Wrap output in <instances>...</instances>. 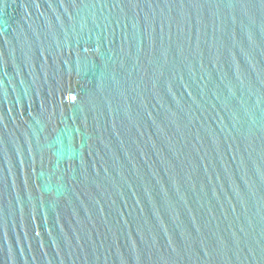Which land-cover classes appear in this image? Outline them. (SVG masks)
I'll return each mask as SVG.
<instances>
[{"label":"water","instance_id":"water-1","mask_svg":"<svg viewBox=\"0 0 264 264\" xmlns=\"http://www.w3.org/2000/svg\"><path fill=\"white\" fill-rule=\"evenodd\" d=\"M0 264H264V0H0Z\"/></svg>","mask_w":264,"mask_h":264}]
</instances>
